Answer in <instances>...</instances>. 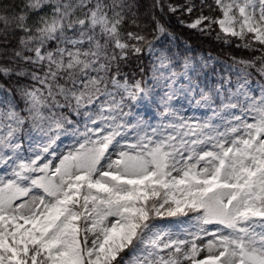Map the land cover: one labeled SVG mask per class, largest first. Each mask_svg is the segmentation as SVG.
Wrapping results in <instances>:
<instances>
[{
    "label": "snow or ice",
    "instance_id": "obj_1",
    "mask_svg": "<svg viewBox=\"0 0 264 264\" xmlns=\"http://www.w3.org/2000/svg\"><path fill=\"white\" fill-rule=\"evenodd\" d=\"M0 264H264V0H0Z\"/></svg>",
    "mask_w": 264,
    "mask_h": 264
},
{
    "label": "trees",
    "instance_id": "obj_2",
    "mask_svg": "<svg viewBox=\"0 0 264 264\" xmlns=\"http://www.w3.org/2000/svg\"><path fill=\"white\" fill-rule=\"evenodd\" d=\"M166 3H183V0H165ZM162 22L168 27L169 35L165 38L166 46L171 48L178 56L189 55L203 57L211 54L218 60L217 67L225 63H231V58L248 59L253 55L246 49L237 48L239 41L232 40L224 43L215 39V31L204 35L184 26L195 15L188 16L182 13H162ZM184 22V24L181 23Z\"/></svg>",
    "mask_w": 264,
    "mask_h": 264
},
{
    "label": "rangeland",
    "instance_id": "obj_3",
    "mask_svg": "<svg viewBox=\"0 0 264 264\" xmlns=\"http://www.w3.org/2000/svg\"><path fill=\"white\" fill-rule=\"evenodd\" d=\"M66 146H67V141H64V144L62 145L60 151L65 150V147H66ZM162 223H168V221H162ZM201 255H202V256H203V255H207V253L204 252V253H202Z\"/></svg>",
    "mask_w": 264,
    "mask_h": 264
}]
</instances>
